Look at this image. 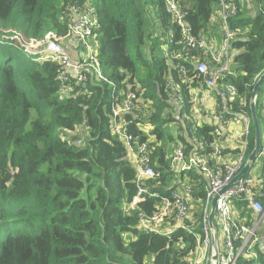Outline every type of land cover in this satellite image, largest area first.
I'll list each match as a JSON object with an SVG mask.
<instances>
[{"label": "trees", "instance_id": "trees-1", "mask_svg": "<svg viewBox=\"0 0 264 264\" xmlns=\"http://www.w3.org/2000/svg\"><path fill=\"white\" fill-rule=\"evenodd\" d=\"M174 1L188 12L185 22L196 37L211 44L210 32L219 33L223 42L216 0ZM236 2L238 14L229 25L232 62L239 68L219 85L233 95L234 110L251 116L253 88L264 73V0ZM86 5L99 16L98 61L113 87L94 79L77 87L81 95L62 97V66L34 63L11 48L2 56L0 49V235L6 233L0 264H147L148 259L187 264L192 237L138 231L136 213L127 210L137 194L136 172L124 143L112 134L110 117L123 91L135 93V108L124 115L128 131L148 144L152 166L162 172L160 180L148 184L168 197L178 180H186L195 198L205 201L206 182L197 171L180 180L170 170L176 148L188 156L210 155L217 139L212 125L198 124L190 96L201 85L196 61L203 56L185 54L187 78L174 68L181 31L166 0H0V33L18 31L26 41L64 37ZM177 95L183 104L173 101ZM257 115L264 138V86ZM80 127L87 133L84 145L61 136ZM249 131L247 160L254 149L252 121ZM159 203L149 199L139 209L153 214ZM243 217L251 225L253 213L246 207ZM17 226L26 229L15 232ZM181 238L185 247L178 250ZM245 256L239 264H264L262 251L256 258Z\"/></svg>", "mask_w": 264, "mask_h": 264}, {"label": "built area", "instance_id": "built-area-1", "mask_svg": "<svg viewBox=\"0 0 264 264\" xmlns=\"http://www.w3.org/2000/svg\"><path fill=\"white\" fill-rule=\"evenodd\" d=\"M222 19L224 39L221 47L216 50L202 38L194 35L193 29L185 22L188 12L183 10L176 1L166 0V10L174 21L178 23L181 37L178 45L181 51L174 56L175 69L184 77H188V69L184 64L185 54L200 52L203 58L196 61L195 79L200 87L213 92L218 98L217 115L213 123L217 137L210 155H186L182 148H176L170 162V170L177 175H185L197 171L206 182V200L195 198L194 189L183 180L168 197H161L154 192L148 182L160 180L162 172L154 169L147 143H140L128 131L130 123L125 121L124 115L135 108L136 94L123 91L121 99L111 109L110 129L118 137L127 151L128 159L133 165L136 178L137 194L130 202V211L136 213L137 229L144 235H158L171 238L178 232L192 237L195 245L188 250L185 262L187 264H239L244 255L254 251L264 252V172L261 176H253V165L250 173L233 183L235 177L247 163L246 155L249 149V133L251 116L245 111L232 108L234 101L231 92L219 85L231 70L233 32L229 20L238 14L236 0H216ZM100 28V20L94 6L86 5L81 8L77 16L71 21L66 36L80 49L67 48L64 51L58 44V36H49L41 41H26L22 33L14 30L0 33V45H10L21 50L34 63H55L62 66L59 74L61 94L67 96L81 95L77 87L92 80L114 86L103 73L98 61V40L96 32ZM70 54H69V53ZM173 65V63H172ZM176 92L180 93L175 87ZM71 96V95H70ZM69 97V96H68ZM174 102L183 104L181 96L173 98ZM241 121L244 126L243 145L222 155L226 151L229 139L228 131L231 124ZM81 143V140L78 142ZM200 149H204L200 144ZM257 161H264L263 146ZM178 178V179H179ZM216 200L213 227L218 237V259L212 242V228L209 224L211 202ZM149 199H160L155 206V212L148 214L140 210V205ZM240 203L243 206L240 207ZM253 213V221L248 225L246 217L241 218L244 208ZM217 218V224L215 222ZM221 234V235H220ZM177 249L185 247L181 238ZM256 258V257H253Z\"/></svg>", "mask_w": 264, "mask_h": 264}, {"label": "crops", "instance_id": "crops-1", "mask_svg": "<svg viewBox=\"0 0 264 264\" xmlns=\"http://www.w3.org/2000/svg\"><path fill=\"white\" fill-rule=\"evenodd\" d=\"M210 34V46L218 50L222 45V36L219 37V33L215 34L213 32H210ZM190 96L193 103V112L196 116L198 124L213 126V123H215V117L217 115L218 107V98L216 94L199 87L192 90L190 92ZM228 136L229 139L226 142V151H230V154L235 155L232 149H236L239 147V142L244 136V126L241 121H235L231 124V129L228 131Z\"/></svg>", "mask_w": 264, "mask_h": 264}, {"label": "water", "instance_id": "water-1", "mask_svg": "<svg viewBox=\"0 0 264 264\" xmlns=\"http://www.w3.org/2000/svg\"><path fill=\"white\" fill-rule=\"evenodd\" d=\"M239 66L236 64H233L231 67V70L234 71L236 69H238ZM264 86V73L259 77V79L257 80L256 84L254 85L253 88V92H252V97H251V101H250V111H251V119H252V123L254 126V130H255V135H254V149L249 157V159L247 160V163L245 164L244 168L242 169V171L235 177L233 183H236L237 181H239L242 177L247 176L252 168V165L258 160L259 155L261 153L262 150V146H263V131H262V127L260 125V121L257 115V100L260 94V91L262 89V87ZM216 200L217 197H214L212 199L211 202V212L209 214V224L212 228V242L216 251V255L214 257L215 260L218 259V237H217V233H216V229L213 227V220L215 217V209H216Z\"/></svg>", "mask_w": 264, "mask_h": 264}, {"label": "rangeland", "instance_id": "rangeland-1", "mask_svg": "<svg viewBox=\"0 0 264 264\" xmlns=\"http://www.w3.org/2000/svg\"><path fill=\"white\" fill-rule=\"evenodd\" d=\"M149 18H152V15H148ZM156 25H154L153 27H155ZM59 37V36H58ZM60 40L58 42L59 46L64 50L66 51L67 48H72V49H80L79 46L75 45L70 39H67L68 36L66 37H59ZM162 42H164V39L161 40ZM166 46V45H164ZM81 50V49H80ZM14 52V55L17 56V57H22V58H25V55L20 52V51H17V50H13ZM69 53V52H68ZM70 54V53H69ZM6 55V49L3 48L2 49V56H5ZM67 95L66 94H63L62 97H66ZM32 116H35V113L32 112ZM61 136L64 138V139H70L71 142H74L76 145H84L86 139H87V133L85 131V129L83 127H80L78 128L75 132L73 133H61ZM240 139V138H239ZM68 140V141H70ZM81 140V143L79 144L78 142ZM243 138L240 140L239 142V146H242L243 145ZM264 170V164L263 162H260V161H256V163H254V166H253V176L255 177H259L263 174V171ZM127 210L130 211V204L127 205ZM216 224H217V218L215 220ZM26 229V226H17L16 228H14V231L15 232H19V231H23ZM221 235V234H220ZM5 236H6V233L5 232H2L1 235H0V241L1 243H3L4 239H5ZM257 254L258 252L257 251H254L252 252L250 255H246L245 256V259H250V258H253V257H257ZM153 260L152 259H148L147 260V264H152Z\"/></svg>", "mask_w": 264, "mask_h": 264}, {"label": "clouds", "instance_id": "clouds-1", "mask_svg": "<svg viewBox=\"0 0 264 264\" xmlns=\"http://www.w3.org/2000/svg\"><path fill=\"white\" fill-rule=\"evenodd\" d=\"M3 48H5V49H7V48H11V49H13V50H17V51H20V52H22L24 55H25V53L23 52V51H21V50H18V49H15L14 47H12V46H10V45H0V49H3ZM25 57H26V55H25ZM27 58V57H26ZM28 59V58H27ZM28 60H30V59H28ZM31 61V60H30ZM37 64H39V63H37ZM232 64H233V62H232ZM232 67V66H231Z\"/></svg>", "mask_w": 264, "mask_h": 264}]
</instances>
